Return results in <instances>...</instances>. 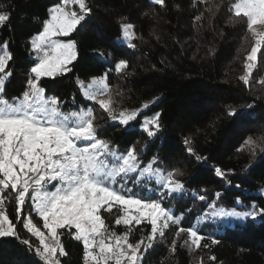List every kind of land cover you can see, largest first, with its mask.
Here are the masks:
<instances>
[{"label":"snow or ice","instance_id":"snow-or-ice-1","mask_svg":"<svg viewBox=\"0 0 264 264\" xmlns=\"http://www.w3.org/2000/svg\"><path fill=\"white\" fill-rule=\"evenodd\" d=\"M196 2L193 0V6ZM198 2L204 9L193 18L194 27L203 28L202 21L207 18L208 26L214 30L215 17L225 7V0ZM151 3L161 8L166 6V0H151ZM70 5H78V11L71 10ZM3 7L0 5V27L10 19ZM227 10V23L246 26L245 38H251L250 50L243 58V74L238 77L249 86L254 70L259 68L257 54L264 58V0H228ZM47 11L48 18L41 30L30 37L29 53L35 54V61L28 72L25 90L11 99L6 98L5 90L12 75L7 66L13 57L7 42L0 45V238L20 240L43 264H61V258L67 256L63 235L83 245L82 264H143L145 254L163 242L173 226L176 230L168 251L175 253L179 242L191 254L219 243L201 234L200 225L206 220L230 219L239 222L235 225L238 228H247L257 220L264 225V207L253 203L247 210L238 211L236 207L218 206L223 194L216 192V199L208 204V211L197 217L196 223L181 226L185 214L176 215L173 207L165 206L166 202L182 199L191 192L194 200L206 203L208 196L187 189L182 179L185 173L180 168L159 167V153L146 163L142 159L155 143L162 124L160 112L143 121H138V115L158 97L142 103L140 108H124L117 99L122 93L118 89L113 91L107 73L93 76L87 83L77 79L82 103L91 102L87 107H78L74 98L72 106L65 111L66 101L47 95L43 78L71 71L69 65L76 59L75 42L59 37L75 31L91 9L86 0H60ZM120 28V39L127 47L135 48L131 42L136 38L133 25L121 23ZM214 52L210 48L208 54ZM127 68L124 59L115 64L117 73L127 74ZM257 82L264 84V78ZM252 108V104L230 108L228 115L234 122L245 123ZM97 112L106 114L107 125L120 127L124 135L134 132L138 122L148 139L139 148L131 145L120 149L110 139L101 138L105 125L97 123ZM184 143L189 156L198 162L207 160L195 152L190 137ZM245 149L251 158L244 171L264 168V136L247 137L238 151ZM213 171L216 177L231 184L227 177L233 174V169L213 166ZM13 201L15 221L22 223L38 244L19 237L17 223L7 211V205ZM235 203L242 202L237 199ZM102 213L115 214L114 224L123 225L125 231L118 234L112 230ZM34 218L39 219L34 222ZM39 221L44 230L38 226ZM136 226H140L138 230L142 234L133 243ZM207 239H211L210 244L203 242ZM199 264H203L202 259Z\"/></svg>","mask_w":264,"mask_h":264},{"label":"trees","instance_id":"trees-1","mask_svg":"<svg viewBox=\"0 0 264 264\" xmlns=\"http://www.w3.org/2000/svg\"><path fill=\"white\" fill-rule=\"evenodd\" d=\"M59 2L0 0V5L5 6L2 10L10 14L9 21L0 27V45L7 42L13 57L7 66L12 75L6 84V98L18 97L25 90L28 72L35 61V54L29 53L30 37L41 30L48 18V8ZM86 2L91 9L86 20L69 36L59 37L75 42L76 59L69 65L71 71L43 78L46 94L66 101L65 111L72 106L74 98L78 107H87L91 102L82 103L77 79L87 83L91 77L107 73L113 91L118 89L122 93L117 99L124 108H140L142 103L158 97L138 115V121H143L156 112L161 113L162 130L142 159L146 163L159 153V167L180 168L185 173L182 177L185 187L208 196L206 203L194 200L191 192L182 199L166 202L165 206L173 207L176 215L185 214L182 227H190L198 216L208 211V204L216 199V192L223 194L218 206L236 207L238 211L247 210L253 203L264 207V193L261 192L264 168L244 171L251 156L247 149L238 151L247 137L264 136V84L257 82L264 78V58L257 54L259 68L254 70L249 86L239 81L251 38H245L246 26L227 23L228 0L215 17L214 30L208 26L207 18L202 21L203 28L194 27L193 18L204 9L198 0L195 6L193 0H166L163 8L153 5L151 0ZM175 5H179V9ZM69 8L78 11V5ZM121 23L133 25L136 38L131 42L135 48L127 47L120 39ZM210 48L215 49L212 55L208 54ZM121 59L128 62L127 74L115 71V64ZM249 104L253 108L245 123L234 122L228 115L230 108ZM96 115L97 123L105 125L101 138L110 139L120 149L131 145L139 148L148 139L140 131L138 122L134 132L124 135L120 127L107 125L106 114L97 112ZM189 137L195 152L207 157L206 161L198 162L188 155L184 141ZM213 166L234 170L227 177L230 185L215 176ZM201 189L208 191L203 193L199 191ZM237 199L242 203L236 204ZM188 209L191 211L187 212ZM7 211L10 219L16 222L14 201L7 205ZM102 216L118 234L125 231L123 225L114 224L115 214L102 213ZM38 219L34 218V222ZM16 223L21 239H31L33 244H38L22 223ZM237 223L230 219L204 221L200 225L201 234L219 243L191 254L181 248L179 242L175 253L168 251L176 230L173 226L166 232L165 240L145 254L143 264H199V259L203 264H264V225L257 220L247 228H238ZM139 227L134 229L133 243L142 234ZM147 231L145 229L144 234ZM61 239L67 252V256L61 258V264H82L83 245L68 235ZM211 239L203 242L210 244ZM209 256L216 259L209 260ZM0 264L43 262L20 240L10 237L0 238Z\"/></svg>","mask_w":264,"mask_h":264},{"label":"rangeland","instance_id":"rangeland-1","mask_svg":"<svg viewBox=\"0 0 264 264\" xmlns=\"http://www.w3.org/2000/svg\"><path fill=\"white\" fill-rule=\"evenodd\" d=\"M60 39V38H59ZM62 40V39H61ZM64 41H67V40H64ZM40 227H41V229L42 230H44L43 228H42V221H40Z\"/></svg>","mask_w":264,"mask_h":264}]
</instances>
